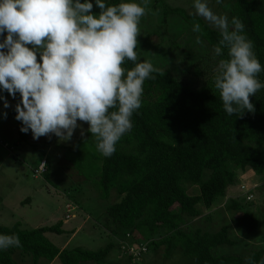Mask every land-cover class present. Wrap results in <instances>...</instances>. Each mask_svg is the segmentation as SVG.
<instances>
[{"label": "trees", "instance_id": "16d2710c", "mask_svg": "<svg viewBox=\"0 0 264 264\" xmlns=\"http://www.w3.org/2000/svg\"><path fill=\"white\" fill-rule=\"evenodd\" d=\"M153 1L161 3V0ZM105 2L116 5L129 0ZM153 8L158 10L156 5ZM161 10L163 22L171 15L179 17L200 37L207 51L186 71L189 77L186 74L174 77L169 68H156L158 71L151 74L155 78L145 80L141 107L130 117L133 127L122 135L111 156L105 157L97 150V140L90 132L79 138L78 143L88 144L84 157L86 171L97 179L99 199L107 200L111 193L117 199L103 210L105 227L111 236L128 233L131 242L145 243L147 252L161 250L164 258L179 250L189 260L188 264H243L244 261L248 264V258L254 264H262L264 247L241 257L214 254L217 247L232 245L227 227L209 233L188 231L184 225L186 219L199 216L197 206L207 210L224 197L225 189L235 181L236 171L247 169L264 181V88L249 98L254 112L228 115L213 79L219 60L228 58L227 49H222L219 56L214 53L219 32L181 8L161 5ZM100 11L93 7L92 14L98 15ZM232 17L241 20L245 26L243 34L253 42L254 54L262 67L256 78L264 84V0H231L229 20ZM194 22L200 24L202 32L193 31ZM5 37V33L0 34V43ZM143 45L156 48L147 38ZM171 45L178 48L173 41ZM209 65L216 67L212 69ZM134 66L132 61L125 60L122 64L125 78L127 70ZM5 95L14 102L10 113L18 124L19 138H23L20 121L15 119L20 94L13 98L0 89V96ZM45 162L46 172L39 177L47 173L46 159ZM36 166L31 169L32 174ZM33 177L36 178L34 174ZM185 184L196 187L197 194L187 195ZM245 202V199H229L224 209L234 213L233 221L239 230L251 233L257 228L258 220L247 211ZM61 226L60 221L36 229H21L17 222L10 227L0 226V235L15 234L21 243L20 247L0 250V264H16L12 259L15 252L29 257L32 264L55 259L59 264H108L105 259L109 251L119 247L110 242L95 251L77 247L58 250L45 234L60 235Z\"/></svg>", "mask_w": 264, "mask_h": 264}, {"label": "clouds", "instance_id": "9594fccd", "mask_svg": "<svg viewBox=\"0 0 264 264\" xmlns=\"http://www.w3.org/2000/svg\"><path fill=\"white\" fill-rule=\"evenodd\" d=\"M149 2L107 5L95 0L101 10L96 15L90 0H0V34L7 33L0 43V89L13 98L20 94L15 119L22 122V133L31 130L34 140L54 134L67 142L81 127L79 120L89 124L87 131L102 155L115 152L116 143L133 127L130 117L141 107L145 80L158 71L150 61L137 62L135 51L138 24ZM193 8L190 15L219 32L214 53L227 49L228 58L219 60L213 78L225 112H254L249 98L264 84L256 78L262 67L253 42L243 34L244 24L214 13L202 0H194ZM193 31L202 32L199 23L194 22ZM196 43H201L199 36ZM126 59L135 66L125 78ZM0 100L4 108L10 106L3 96ZM20 246L17 235H0V250ZM248 264H254L251 258Z\"/></svg>", "mask_w": 264, "mask_h": 264}, {"label": "rangeland", "instance_id": "374dc122", "mask_svg": "<svg viewBox=\"0 0 264 264\" xmlns=\"http://www.w3.org/2000/svg\"><path fill=\"white\" fill-rule=\"evenodd\" d=\"M97 9L95 0H90ZM143 6V0H134ZM216 14L228 16L231 0H202ZM194 0H150L146 14L140 18L135 51L139 60L150 61L154 68L171 70L174 77L186 74L190 66L203 58L205 44L196 43L197 36L190 27L177 16H168L165 22L161 18V5L170 8H181L187 14L194 13ZM158 10H154V6ZM205 23L206 20L197 16ZM208 26H210L207 23ZM211 27V26H210ZM213 28V27H211ZM214 29V28H213ZM5 35L7 33L5 32ZM144 38L155 46L143 45ZM175 42L178 48L171 43ZM29 48L32 45H27ZM186 54V55H185ZM38 62L40 61L37 53ZM212 69L216 65H209ZM188 76V74H186ZM189 77V76H188ZM9 103L4 108L0 100V140L11 147L6 152L0 149V199L9 205L10 209H0V226L10 227L17 222L21 229H36L48 227L60 221L62 234H45V237L58 250L81 248L95 251L108 243L118 244L123 236H111L105 227L103 210L117 199L111 193L107 200H100L96 188V178L90 175L86 166L87 143L79 138L89 128V124L77 121L81 127L74 130L71 140L60 142L54 134L34 140L31 130L19 138L18 124L10 113L14 102L10 96H3ZM4 113H7L6 118ZM22 127V122H20ZM83 133V134H82ZM76 145L74 148L73 146ZM14 156H11L10 154ZM95 155L98 157V154ZM46 159L47 173L42 177H33L31 169L39 160ZM96 166V163H93ZM99 165V164H98ZM187 195L197 194V188L184 185ZM30 198V202H23ZM247 198V200H246ZM229 199L246 200L247 211L258 220V226L253 232L245 233L234 224V213L224 209ZM76 206L73 218L64 221L66 205ZM71 206V207H72ZM199 216L185 220V230L201 232H216L221 226L228 229V238L232 245L219 246L214 250L217 255L245 256L249 251L264 247V181L261 176L254 175L249 170L236 171L235 181L225 189L224 197L217 199L209 209L197 206ZM74 231V233H72ZM125 235V234H123ZM16 264H32L29 257H22L17 252L12 255ZM105 261L108 264H188L189 260L181 255L179 250L173 251L164 258L161 250L149 251L142 260L129 263L122 260L116 248L109 251ZM36 264H59L58 260L46 263L38 260ZM243 264H247L245 261Z\"/></svg>", "mask_w": 264, "mask_h": 264}, {"label": "built area", "instance_id": "2783aa9c", "mask_svg": "<svg viewBox=\"0 0 264 264\" xmlns=\"http://www.w3.org/2000/svg\"><path fill=\"white\" fill-rule=\"evenodd\" d=\"M0 148L4 149L6 152L11 151V147L8 146L7 143L0 141ZM46 162L45 159H41L39 163L37 164L36 168L33 170V174L35 177H39L42 174L46 172ZM247 200V198H246ZM72 205H66V210L64 214V219L69 220L73 218V211L74 206ZM119 247H117V250L119 252V256L122 258V260L126 259L129 263H136L139 261V258L147 253V247L146 244L143 242H131L129 234L125 233L123 235V239L121 241H118L117 244ZM131 259V260H129ZM129 260V261H128Z\"/></svg>", "mask_w": 264, "mask_h": 264}, {"label": "crops", "instance_id": "0c3cea01", "mask_svg": "<svg viewBox=\"0 0 264 264\" xmlns=\"http://www.w3.org/2000/svg\"><path fill=\"white\" fill-rule=\"evenodd\" d=\"M8 154H10V153H8ZM11 156H14L13 154H10ZM34 168V167H33ZM25 200L27 201V202H30V198H25ZM4 200H2V199H0V209H5V210H8V209H10V207H9V205H7V203H5V202H3ZM61 229H62V227H61ZM63 230V229H62ZM63 231H65V230H63ZM72 233H74V231L72 232Z\"/></svg>", "mask_w": 264, "mask_h": 264}]
</instances>
